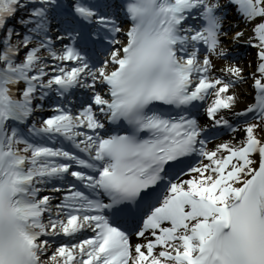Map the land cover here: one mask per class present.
<instances>
[{
    "label": "snow or ice",
    "instance_id": "6c2138e0",
    "mask_svg": "<svg viewBox=\"0 0 264 264\" xmlns=\"http://www.w3.org/2000/svg\"><path fill=\"white\" fill-rule=\"evenodd\" d=\"M0 264H264V0H0Z\"/></svg>",
    "mask_w": 264,
    "mask_h": 264
},
{
    "label": "rangeland",
    "instance_id": "374dc122",
    "mask_svg": "<svg viewBox=\"0 0 264 264\" xmlns=\"http://www.w3.org/2000/svg\"><path fill=\"white\" fill-rule=\"evenodd\" d=\"M252 52H253V51H246V50H245V52H244V55H245L244 58H245V60H247V59H246V56L252 55ZM216 62H217V63H219V62H220V63H223V61H216Z\"/></svg>",
    "mask_w": 264,
    "mask_h": 264
},
{
    "label": "bare ground",
    "instance_id": "6f19581e",
    "mask_svg": "<svg viewBox=\"0 0 264 264\" xmlns=\"http://www.w3.org/2000/svg\"><path fill=\"white\" fill-rule=\"evenodd\" d=\"M242 48H244V47H242ZM246 50H248V51H253V49L252 48H245ZM252 58V55H249V56H246V59L248 60V59H251Z\"/></svg>",
    "mask_w": 264,
    "mask_h": 264
}]
</instances>
